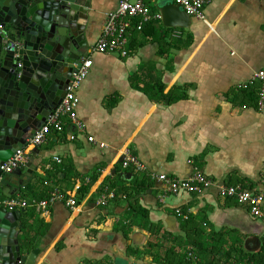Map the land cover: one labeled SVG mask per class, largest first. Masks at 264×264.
I'll use <instances>...</instances> for the list:
<instances>
[{
	"label": "crops",
	"instance_id": "obj_1",
	"mask_svg": "<svg viewBox=\"0 0 264 264\" xmlns=\"http://www.w3.org/2000/svg\"><path fill=\"white\" fill-rule=\"evenodd\" d=\"M118 1L92 0L94 22L84 55ZM164 1L144 0L159 21L157 6ZM153 28L154 36L149 28L129 31L127 57L93 53L77 91L83 131L67 126L48 136L27 150L18 170L3 176L2 196L23 202L46 200L55 189L68 197L79 180L89 179L74 210L56 201L46 215L34 207L15 211L30 251L40 250L37 264L264 259V224L247 206L223 198L216 188L170 194L156 180L186 179L199 171L218 186H240L264 198V111L257 105L258 84L249 83L264 70V0H208L188 29L166 33L161 21ZM174 31L180 39L172 38ZM152 86L163 87L153 101L143 91ZM125 150L143 166L141 172L122 167ZM107 193L114 198L97 205Z\"/></svg>",
	"mask_w": 264,
	"mask_h": 264
},
{
	"label": "water",
	"instance_id": "obj_2",
	"mask_svg": "<svg viewBox=\"0 0 264 264\" xmlns=\"http://www.w3.org/2000/svg\"><path fill=\"white\" fill-rule=\"evenodd\" d=\"M157 10L166 29L190 26L171 0ZM93 22L92 0H0V167L60 104ZM25 237L19 215L0 208V264L38 263Z\"/></svg>",
	"mask_w": 264,
	"mask_h": 264
},
{
	"label": "built area",
	"instance_id": "obj_3",
	"mask_svg": "<svg viewBox=\"0 0 264 264\" xmlns=\"http://www.w3.org/2000/svg\"><path fill=\"white\" fill-rule=\"evenodd\" d=\"M178 5L188 16L200 18L203 7L208 3V0H171ZM159 20L158 16L151 14L150 8L145 4L144 0H119L117 8L106 15V22L101 30L100 37L95 45L89 50L87 55L74 64L70 81L67 85L66 93L55 111L46 119L42 126L26 140L25 145L13 153L12 157L0 167L3 174H12L18 170L26 161V152L29 148H38L42 145L46 138L52 134L63 133L67 126H74L75 129L83 131V125L77 118V106L79 98L77 91L83 81L89 74L92 67L91 55L97 54H117L121 57L128 56V33L133 28L136 31H141L144 24L153 20ZM133 23H136L133 26ZM173 39H180L181 32L174 31ZM250 84H259V101L258 109L264 111V70H258L253 75L249 82ZM248 85H243L246 89ZM73 141L75 137L69 136ZM87 142L93 143L91 137L87 138ZM100 148L105 147V144H99ZM53 161L59 164L61 160L54 157ZM121 165L124 169L132 168L135 172H141L143 166L132 156L128 150L122 152ZM264 178V173H263ZM156 180L165 185L166 192L177 194L179 192L186 193H201L208 191L211 188H216L218 194L223 198L234 199L238 204L245 205L249 208L252 217L259 219L264 224V210L262 205L264 198L261 194H255L250 191L243 190L240 186H218L216 183L208 179L201 172L196 171L186 179H173L165 175L156 177ZM85 183H89V179H85ZM80 184L75 185L73 192H78ZM114 198L113 194H103L97 200V205L105 206L108 200ZM63 202L68 208L74 210L76 207L75 200L72 197H66L59 190L55 189L46 200H31V202H23L14 198H4L2 196V185L0 184V208H5L8 212L22 210L25 207H34L37 211L46 215L49 206L56 202ZM176 216L182 220H187V216L180 211H176ZM264 240V233H263ZM190 255V254H189Z\"/></svg>",
	"mask_w": 264,
	"mask_h": 264
},
{
	"label": "trees",
	"instance_id": "obj_4",
	"mask_svg": "<svg viewBox=\"0 0 264 264\" xmlns=\"http://www.w3.org/2000/svg\"><path fill=\"white\" fill-rule=\"evenodd\" d=\"M150 8V7H149ZM150 11H151V8H150ZM151 14H153V11H151ZM154 15V14H153ZM155 22H157V23H159L160 21L159 20H157V19H155V20H153V21H151V22H149V23H147V24H144L143 25V28H142V30H145V29H147V28H149L150 30H152V32H153V36L154 35H156V34H158L155 30H154V28H153V25H154V23ZM136 25V23H133V26H135ZM132 30H133V28H132ZM141 30V31H142ZM171 30H165V32L166 33H169ZM173 33V32H172ZM152 37V36H151ZM150 39H152V38H150ZM258 84V83H257ZM258 86H259V84H258ZM163 90V87H159V88H155L154 89V86H152L151 88H150V90H146V88H143V91L146 93V94H148L149 96H150V99L153 101L154 100V98H157V96L158 95H160L158 92H160V91H162ZM158 93V94H157ZM258 101H259V92H258V99H257V105H258ZM78 183H80V189H79V191L78 192H76L75 194L72 192V191H69L68 192V197H72L74 200H75V203H77V201L76 200H78V199H81L85 194H86V192H87V189H88V185H85L84 183H83V181H81V180H79L78 181ZM134 185H136L135 184V182H134ZM140 188L138 187L136 190H139ZM117 191H121V190H119V188L117 187ZM159 231V230H158ZM157 233V232H156ZM155 233V234H156ZM197 245H199V244H197ZM200 246V245H199ZM199 246H197V248L198 249H200V247ZM150 255V254H149ZM152 257H153V260L155 261V262H159V263H162L164 260H162V261H158V260H156L155 259V256L154 255H152ZM181 257L179 256V258L178 259H180ZM186 258V255L184 256V259ZM226 259L228 258V257H225ZM230 259H231V257H230ZM250 260H251V258L250 259H248V258H238L237 260L236 259H233L232 261L233 262H228V263H225V264H241V263H243V264H249V262H250ZM182 263V262H181ZM209 264H217V261H214L213 262V260L211 261V262H209ZM256 264H264V259L261 257L260 259H257V261H256Z\"/></svg>",
	"mask_w": 264,
	"mask_h": 264
}]
</instances>
